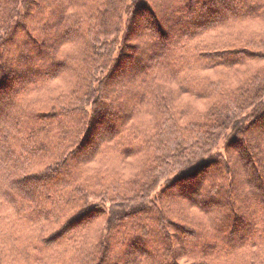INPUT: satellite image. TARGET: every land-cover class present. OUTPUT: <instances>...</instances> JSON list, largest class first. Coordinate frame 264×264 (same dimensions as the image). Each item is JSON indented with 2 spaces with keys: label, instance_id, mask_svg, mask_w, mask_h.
Returning a JSON list of instances; mask_svg holds the SVG:
<instances>
[{
  "label": "trees",
  "instance_id": "1",
  "mask_svg": "<svg viewBox=\"0 0 264 264\" xmlns=\"http://www.w3.org/2000/svg\"><path fill=\"white\" fill-rule=\"evenodd\" d=\"M0 264H264V0H0Z\"/></svg>",
  "mask_w": 264,
  "mask_h": 264
},
{
  "label": "rangeland",
  "instance_id": "2",
  "mask_svg": "<svg viewBox=\"0 0 264 264\" xmlns=\"http://www.w3.org/2000/svg\"><path fill=\"white\" fill-rule=\"evenodd\" d=\"M152 7V6H151ZM219 9H222V7H220ZM154 10V9H153ZM54 19L53 20H55V16L53 17ZM144 18L142 17L141 18V20H140V22H142V21H144L143 20ZM174 25H173V27L172 28H170V30L168 31V37L169 38H172V36L174 35V34H176V32L178 31V30H181L180 29V27H181V25H182V23L181 22H176V23H173ZM150 27V26H149ZM151 28V27H150ZM151 30H153L152 28H151ZM14 36H12V38H13ZM127 42H130V39H127ZM118 53H119V51H118ZM147 55H149L148 53H140L139 54V57H141V58H146L147 57ZM39 56V58L41 59V60H39V66L41 67V66H43L44 65V68L42 69V68H40L39 69V73L40 74H47L48 73V68L46 69V66L48 67L49 66V64L48 63H46L45 61H42L43 59H42V55H38ZM45 62V63H44ZM144 65L145 64H139V65H133V63L131 62H129V61H127L126 62V64L122 67V68H120L118 71H115V76L113 77V78H111V79H109L107 82H106V84H105V86H106V88H108V89H113V87H114V82H115V80L116 81H120V80H123L125 77H128V76H130V74H131V72H133V70L134 69H137V68H142V67H144ZM16 67H19V69L22 71V70H24V68L25 67H22V66H17L16 65ZM128 79V78H127ZM116 110V109H115ZM119 110V109H118ZM121 112V111H120ZM104 116H107V118L108 119H110L111 117L109 116V114H105ZM112 119V118H111ZM112 123H114V124H116L115 123V121H113L112 120ZM253 128H255V130H254V132H252L253 134L255 133H257L258 134V131H259V128H260V126L259 125H257V126H255V127H253ZM252 128V129H253ZM99 132L97 131V132H95L92 136L90 135V141H91V143L90 144H88V145H86L85 147H84V150L83 151H88V150H90L91 148H92V144L96 141V139L98 138V136H99ZM241 140L246 144V143H250V140L249 139H247L246 137H241ZM241 149L237 146L236 148L235 147H233V146H230L229 148H228V152L229 153H231V152H239ZM213 153V152H212ZM255 155V154H254ZM253 155V156H254ZM209 156H212V154H210V155H208L207 157H209ZM217 158V157H216ZM219 163H220V161H219ZM69 169H70V167H67V169H66V171H65V174L66 173H68L69 172ZM240 170V173L242 174V175H244V176H249L250 174H251V170H250V168H244V173H242L241 172V170L242 169H239ZM62 176H64L63 174H62ZM174 176V175H173ZM172 176V177H173ZM236 180L239 182V181H241V176L239 175H236ZM166 183V180H164V182H162V189L164 190L165 189V186H163L164 184ZM167 183H168V181H167ZM206 188V187H205ZM167 192L169 193V194H177V190H175V189H173V188H171V189H168L167 190ZM198 194H200V191L199 190H197V191H194V193H192V194H189V196L187 195V196H183L185 199H193L196 195H198ZM163 198V200L165 201V202H169L170 200H168V197H166V196H163L162 197ZM218 198H219V200H220V203H221V205L222 206H228V203H229V199L227 198V196H226V191L225 190H223V191H221V193L218 195ZM153 218H156V216H155V214H153ZM226 218L228 219V221L230 222V223H232L233 222V220H234V218H230V217H228V215H226ZM174 220V219H173ZM150 238H151V240L153 241V242H155V244L153 243V246L154 247H159V248H161L162 246H164L165 244H166V242L164 241V239H163V236H162V234L160 233V231L159 230H157L156 228H153V230H152V232L150 233ZM147 238H148V236H146ZM176 238L178 237V235L177 236H175ZM150 238H148V239H150ZM184 241V240H183ZM199 244L200 245H202V241L201 242H199ZM130 245V244H129ZM184 247H186V248H188L189 250H193V247H191L190 245H186V244H184ZM131 248V247H130ZM130 248H129V246H128V248L127 249H129L130 250ZM132 249V252H133V248H131ZM122 253H123V250H122ZM120 257V256H119ZM110 261V260H109Z\"/></svg>",
  "mask_w": 264,
  "mask_h": 264
},
{
  "label": "snow or ice",
  "instance_id": "3",
  "mask_svg": "<svg viewBox=\"0 0 264 264\" xmlns=\"http://www.w3.org/2000/svg\"><path fill=\"white\" fill-rule=\"evenodd\" d=\"M92 209H86L81 215H87L88 213L92 212Z\"/></svg>",
  "mask_w": 264,
  "mask_h": 264
}]
</instances>
